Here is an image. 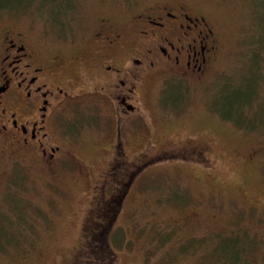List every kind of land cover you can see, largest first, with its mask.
<instances>
[{
  "label": "rangeland",
  "instance_id": "374dc122",
  "mask_svg": "<svg viewBox=\"0 0 264 264\" xmlns=\"http://www.w3.org/2000/svg\"><path fill=\"white\" fill-rule=\"evenodd\" d=\"M167 3L203 15L222 51L203 81L170 80L162 93L160 84L151 88L147 122L164 132L154 137L155 145L189 142L198 130L216 154L231 148L248 153L264 143V0H0V33L25 32L44 56L70 53L93 43L102 19L126 29L134 14ZM227 85L253 95L244 93L229 106L243 107V119H226ZM104 108L84 95L72 113L71 123L80 126L75 149L82 154L75 156L90 165L88 173L73 166L48 172L30 158L0 168V239L10 236L0 243V264H264V218L257 220L264 216L257 205L264 199V156L261 169L258 162L244 166L245 179L239 165H229L230 155L213 156L215 180L195 162L153 166L136 176L109 228L112 214L105 217L106 209L92 204L111 156L103 155L104 142L92 130L106 120ZM115 196L107 193L106 201ZM94 230L101 242L91 261L88 241L94 239L86 233ZM234 239L224 254L223 244Z\"/></svg>",
  "mask_w": 264,
  "mask_h": 264
},
{
  "label": "flooded vegetation",
  "instance_id": "af4514ba",
  "mask_svg": "<svg viewBox=\"0 0 264 264\" xmlns=\"http://www.w3.org/2000/svg\"><path fill=\"white\" fill-rule=\"evenodd\" d=\"M125 25L126 29L118 28L102 19L91 45L49 56L25 32L5 28L0 33V168L30 158L48 172L73 166L81 174L88 173L90 165L75 156L82 154L75 149L81 143L76 136L80 126L71 123L72 113L84 95L98 100L106 107V120L92 130L104 142L103 155L111 156L97 183L101 194L92 204L104 207L105 217L112 214L108 215L109 228L136 176L153 166L195 162L215 180L217 161L213 156L232 155L229 165H239L238 173L245 179L244 166L258 162L261 169L264 156L262 142L248 153L231 148L216 154L214 144L202 141L198 130L188 137L189 142L157 147L154 137L164 132L147 122L146 99L152 95L151 88L160 84L162 93L170 80L190 83L206 79L222 51L219 35L203 15L182 3L143 9ZM232 115L238 116L229 113L226 119ZM107 193L117 199L107 202ZM257 203L264 210V199ZM263 218L259 215L257 220ZM95 229L99 232L98 226ZM97 232L87 231L86 235L92 239Z\"/></svg>",
  "mask_w": 264,
  "mask_h": 264
},
{
  "label": "trees",
  "instance_id": "16d2710c",
  "mask_svg": "<svg viewBox=\"0 0 264 264\" xmlns=\"http://www.w3.org/2000/svg\"><path fill=\"white\" fill-rule=\"evenodd\" d=\"M264 4V3H263ZM229 88V95L228 94H225V97L224 98H229L230 99V103H228V105H227V110H226V112H224V113H226L227 115L230 113V114H232V112L234 113V114H239L240 115V117H241V119H243L244 118V116H243V114L245 113L244 112V109H243V107H237V108H231V107H229L231 104H232V101L233 100H238V98L240 97V96H242L244 93H246V92H243V91H241V89L240 88H237L236 86H232V88H231V86H229V85H227V89ZM247 95H249V96H253L252 94H250V93H246ZM232 111V112H231ZM0 225L2 226V224H1V220H0ZM3 230H2V228L0 227V233L2 232ZM3 233V232H2ZM0 235H2V234H0ZM10 238V236L8 235L4 240H2V239H0V243L1 242H7L6 240L7 239H9ZM89 239V238H88ZM92 239H94V237L92 238ZM238 239H234V240H232V241H227V242H229V243H227V244H223V249H221L223 252H224V254H227V252H226V250L228 249V250H230V248H231V246H233V247H235V245L237 244V242H235V241H237ZM94 242H92V244L90 243V241H88V244H90L88 247H89V249L91 250V252H90V256H91V258L89 259V260H91L92 261V257L94 256L93 254H92V252L94 253V254H98V253H95L94 251H98L97 249H98V246H99V242H101L100 241V239H98V240H96V239H94L93 240ZM231 243H235V244H233V245H230ZM94 245V246H93ZM93 247H95V248H93ZM85 248V247H84ZM87 248V247H86ZM94 258V257H93ZM95 260V259H94Z\"/></svg>",
  "mask_w": 264,
  "mask_h": 264
}]
</instances>
